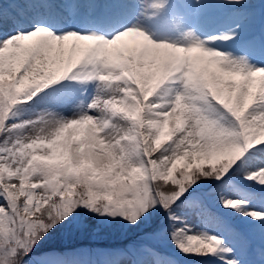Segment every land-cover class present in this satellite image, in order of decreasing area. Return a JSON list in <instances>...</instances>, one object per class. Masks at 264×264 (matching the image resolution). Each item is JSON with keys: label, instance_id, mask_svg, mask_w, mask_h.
Masks as SVG:
<instances>
[{"label": "snow or ice", "instance_id": "snow-or-ice-1", "mask_svg": "<svg viewBox=\"0 0 264 264\" xmlns=\"http://www.w3.org/2000/svg\"><path fill=\"white\" fill-rule=\"evenodd\" d=\"M99 254L264 264V0H0V264Z\"/></svg>", "mask_w": 264, "mask_h": 264}, {"label": "rangeland", "instance_id": "rangeland-1", "mask_svg": "<svg viewBox=\"0 0 264 264\" xmlns=\"http://www.w3.org/2000/svg\"><path fill=\"white\" fill-rule=\"evenodd\" d=\"M84 238L87 241H91L92 244L96 243L102 247H104L106 250L109 248H112V246H119L121 242H117V240L115 239H108V242H104L103 244H101L100 242L102 240L106 241L105 239H107V237H104L102 235L100 236H85L82 238H78V239H74V240H69V241H63L62 243L65 244H69V243H75L78 241H82L84 240ZM100 241V242H99ZM103 252V251H102ZM108 257H110L109 255H104V254H99V255H95V256H88L84 259H86L88 261V264H105V261L108 260ZM119 262V263H118ZM118 262H116L115 264H124V258L122 256H120V258L118 259Z\"/></svg>", "mask_w": 264, "mask_h": 264}, {"label": "trees", "instance_id": "trees-1", "mask_svg": "<svg viewBox=\"0 0 264 264\" xmlns=\"http://www.w3.org/2000/svg\"><path fill=\"white\" fill-rule=\"evenodd\" d=\"M71 244H73V246H74V245L77 244V243H76V242H75V243L73 242V243H69V244H65V245H71Z\"/></svg>", "mask_w": 264, "mask_h": 264}]
</instances>
